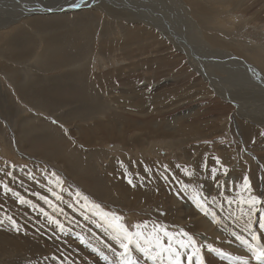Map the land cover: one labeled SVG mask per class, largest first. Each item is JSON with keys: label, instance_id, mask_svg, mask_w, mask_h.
I'll return each mask as SVG.
<instances>
[{"label": "rangeland", "instance_id": "rangeland-1", "mask_svg": "<svg viewBox=\"0 0 264 264\" xmlns=\"http://www.w3.org/2000/svg\"><path fill=\"white\" fill-rule=\"evenodd\" d=\"M105 1L115 5V0H102ZM203 1L215 4L219 10L199 14L195 5L193 12H197H192V25H188L190 33L182 23L187 21V15L178 4H169L170 8L162 5L159 9V0H147L164 15L165 10L173 12L168 16L177 20L179 44L191 50L193 65L184 49H178L176 42H170L154 27L156 12H145L148 16L143 15L142 19L147 18L138 26L136 21H126L129 33L125 35L116 20H105L100 13L93 18L97 29L85 33L91 39L65 23L62 35L66 39L57 41L61 53L49 56L41 62L45 63L39 65L41 68L34 66V59L45 42H50L42 31L61 28L50 22L52 19H39V26L29 20L26 23L31 26L20 24L16 35L28 31L26 39L30 40L8 42L14 46L0 53V181L56 216L68 231L60 232L47 223L38 209L20 204L17 197L0 189V218L11 215L24 226V230L16 232L7 221L0 225V264H120L112 250L120 251L114 233L106 225L97 226L102 222L91 210L92 203L123 217L130 229L145 221L149 229L152 224L166 225L170 231L184 229L200 244H212L257 264L232 235H247L246 217L239 205L228 201L237 196L235 185L242 182L244 175L251 181L253 194H264V123L241 115L238 104L217 95L195 65L225 76L219 83L225 97L244 90L239 78L246 70L237 67L227 72L230 59L223 52L244 57L253 64V70L256 71L255 64L261 68L263 75L264 0L233 4L231 0ZM138 8L144 6L122 7L134 14L139 12ZM25 10L40 15L53 12ZM114 16L123 21L121 15ZM192 27L198 29L202 39L196 40ZM188 36L194 42L209 44L211 49L200 46L203 50L198 52L202 54H196L189 47ZM34 39L40 43L32 42ZM208 42H221L224 47ZM18 52L21 54L14 56ZM249 75L244 77L250 78ZM228 80L233 81L229 84ZM59 81L64 86L62 92L53 89ZM36 91L38 99L32 97ZM247 91L249 99L259 95L264 98L262 88ZM246 100L239 102L255 107L251 100ZM67 114L73 116L64 120ZM181 125L187 131H177ZM31 139L48 142L47 148L42 149L38 143L31 150ZM46 151L50 152L45 154ZM214 158H219L220 163ZM185 167L193 175H185ZM212 167L220 169L216 180L211 177ZM223 168L228 169L226 176ZM8 172L12 176L6 175ZM52 173L62 185L54 183ZM181 182L191 186L188 191L182 190ZM217 182L224 187H218ZM48 188L63 199L56 200ZM193 188L207 198V214L196 207ZM77 191L81 197L76 196ZM33 193L47 195L64 213L53 212ZM83 196L88 197V207H83ZM78 234L91 246L81 244ZM203 252L206 264H238L209 253L206 248ZM134 256L139 264H158L139 251L134 250Z\"/></svg>", "mask_w": 264, "mask_h": 264}, {"label": "bare ground", "instance_id": "bare-ground-1", "mask_svg": "<svg viewBox=\"0 0 264 264\" xmlns=\"http://www.w3.org/2000/svg\"><path fill=\"white\" fill-rule=\"evenodd\" d=\"M33 1L34 2H28L26 0H0V43L3 44V49L0 51L1 54H3L7 49H9V48L14 46L12 44H9L8 42H26L27 40H30L29 39L30 37L28 39H26V35H27L28 31H26L27 33L24 32L25 34L19 33V31H18L19 34L16 35V32L18 30V27H20V24L23 23V25H24L28 20L30 22H33L35 25H37L38 24L37 21L39 19H52V20H50V22L55 23V24H59L58 26L61 28V29L59 28L60 30L57 31V30H51V28L48 29L50 27L49 26L47 28L48 30L42 31L45 34V36L48 37L50 42H45L46 45H44V48H43L42 52L40 54L36 55V57L34 59V63H35L34 66L36 68H41L42 65H45V63L42 64L41 62H44L45 59L47 60V58H49V56H51V55H59L57 53H61L60 47H59L57 41L58 40H63V42H64L65 39H66V37H64L62 35V33L64 32V31H62V28L64 27L65 23L69 24V27L73 31L80 29V31H83V33H84L83 34L84 38H89V37H86V34H87L86 32H88V30H91V29L94 30L95 25L93 24V18H95V16H98L99 13H100V15H104V17H106L105 20L106 19H109V20L110 19H114V20H116L119 23V26L122 27V29H123L121 33L125 35V34L129 33V28L125 27V24H124L126 21H127L126 22L127 24H131V23L133 24V22H131V21H136L137 22L136 26H138V24H140L139 22H142L143 20H145L147 18V17H145L143 19L141 18L143 15L148 16L145 12H147L149 15H151V13L156 12L157 14H156L155 18L157 20H156V23L154 24V27L157 28L158 30H160L161 32H163L162 34L167 36V38L170 39L169 40L170 42H172V43L176 42V46H177L178 49H180V50L184 49L183 51L186 52L187 55L189 54V57H190L189 64H192L191 62H195L194 61L195 59H193V60L191 59V58H193L191 50L189 48H187V47L184 48L183 46H181L179 44V40H180L181 36L180 37L178 36V29H176V26H175V20L176 19H174L171 16L170 17L168 16L169 14L173 15V12H171L169 10H165L166 13L164 15V14H162V11L160 12L156 8H154L155 4H154V7H153L152 6L153 3H148L147 0H115V2L111 1L112 3L115 4V5H112V6H110V4H108V2H106V1L102 2V0H78L77 3H79V7H72L70 9H68V7H69V5L71 3L68 2L67 0H59V2H57L58 0H33ZM242 1H246L247 2L248 0H231L230 2L233 4V2L234 3H238V2H242ZM182 2L184 3V6L182 5V7H181L182 3H181L180 0H159V3H157L156 6L159 9H162V7H161L162 5L163 6H165V5L168 6L169 4H171L172 6H175L174 5L175 3L178 4L179 6H177V7L180 8L179 10H182V12H184L187 15V21L186 22H182V23L185 24V26H187L188 29H190V33H192V31H191L190 26H188V25H192V21H191L192 17H191V15H192L193 9L194 10L197 9L199 11V14H201V13L203 14V13L207 12L208 10H212V11H215V12H217L219 10V9L215 8V4L214 5H210L208 1H203V0H182ZM87 5H89V7L87 9H85L84 7L87 6ZM138 5L144 6V8H138L137 10L139 12H137L136 14L132 13L131 11L130 12L129 11L125 12L126 9L125 10L122 9V7H126V6L133 9L135 6H138ZM195 5L198 8L195 9ZM172 6L169 5L168 8H170ZM151 7H153L152 11H151ZM25 8H28L30 11H33V12H35V11L39 12L40 10L41 11H45V10L56 11L57 10V11H60V12H52L51 14H44V15H40L38 13L31 14V13H28V10H25ZM195 12H197V11H194L193 14ZM28 14H30V15H28ZM52 14H54V15H52ZM61 14H63V15H61ZM114 15H117V16L121 15L122 17H120V18L123 21L119 20V18H118L119 16L116 17ZM53 16H56V17L53 18ZM155 18H153V19L155 20ZM203 18H204V16H203ZM60 20H61V22H60ZM128 20H131V21H128ZM214 20H215V22H219V19H216L215 17H214ZM42 21H44V20H42ZM36 22H37V24H36ZM28 24L31 26V23L28 22ZM91 24H93L94 26L91 25ZM105 24L110 26V22L109 21H106ZM148 24H149V22H147V25ZM39 25H41V24H38V26ZM38 26H36V27H38ZM46 26H44V27H46ZM27 29H29V27ZM42 29H44V28H42ZM95 29H97V28H95ZM192 30L194 32L193 35L196 36V37L194 36L196 38V40H198V38L202 39V36L197 33L198 29L196 27H192ZM32 31H34V30L32 29ZM181 35H182V37L184 36V34H181ZM33 37H34V34H33ZM41 38H43V37H41ZM187 38H188V40L190 39L189 36ZM82 39L83 38H81L80 40H82ZM89 39H91V38H89ZM76 40H77V38H76ZM189 41L191 43L189 44L190 46L189 45L188 46L192 47L194 52L197 51L196 54H202V53L198 52V50L201 49L200 46H202L206 50H209V48L211 49V46L209 44L205 43V42L200 43V42H196L195 41L196 43H198V45H197L194 41H192V39L189 40ZM203 41H204V38H203ZM32 42H34L36 44L40 43V42H37L35 39ZM208 43L213 44V45H222V46L224 44V43L222 44L221 42L220 43L219 42H208ZM194 44H196V48L195 49L193 47ZM201 50H203V49H201ZM228 53H230V54H228ZM19 54H21V52L16 53L14 56L19 55ZM223 54L226 56V58L231 60V62L229 60L228 63H227V65H228V71L227 72L232 71L233 69H236L237 67L239 69L244 68L246 70L244 75H249L252 72V75L251 74L249 75L250 78H246V76L244 77V75H243L242 78H239V80H240V84L239 85L244 87L243 88L244 90L240 91L238 89L240 92L235 93V92H237V91H235L234 94H232L233 96H231L232 98L228 97V96L225 97L223 95V93H221V91H220L221 88L219 86L220 85L219 83L223 79L225 80V76L224 75L223 76L215 75V74H213L214 70L212 71V70H210L209 68H207L205 66H201V64H200L201 67L199 65H195V69H197V71L199 73H201V75H203V77H205L207 79V82H209V86H211L212 89L216 90L217 95L219 94L220 97L223 100H230L234 104H238V107L241 109V112H242V113L240 112L241 115L245 114L246 116H248L252 120L254 119V120H257V121H260V122L264 123V98L261 95H259L255 99H249L248 98L249 91H247V89H253V88H256V87L264 89V74L263 75L261 74V72H260L261 68H259L255 64V66H256L255 67L256 71H255V70H253V68L250 67V65H253V64H251L250 61L248 62L247 60L243 59L244 57L243 58H239V56H238L236 58V57L233 56L234 54H232L231 52H226V53L223 52ZM235 56H237V55H235ZM204 57H205V55H204ZM224 61H227V59L224 60ZM38 63H40V64H38ZM233 63H236V66H234ZM202 64H204V63H202ZM39 65H41V66H39ZM256 72L259 75H257ZM226 78L228 79L229 77H226ZM230 81H233V80H228L227 83L230 84ZM248 82H251V85H249L250 84L249 83L248 84L249 86H248L247 85ZM58 83L59 84H56V85L53 86V89L58 91V92H62L64 86L62 84H60L62 82L59 81ZM78 83L79 82H77V84ZM227 83H225V84H227ZM71 84L73 86H76L73 83H71ZM19 87L21 88V86H19ZM222 87H224V86H222ZM28 88H30V86H28L27 89ZM19 90H22V89H19ZM35 93L36 94L32 95V97H34V99H38V98H35V97H38L37 91ZM252 97H253V95H252ZM243 98H245V99L247 98V100H251L252 102L249 101L250 104L252 103V105H255V107L251 106V105H249L247 103H244V102H239V100H241ZM49 103H51V102H49ZM246 107H248V109ZM68 116H73V115H68L67 114V116H65L64 120L69 119ZM248 121H250V120H248ZM66 123L69 124V122H66ZM182 126L183 125H181V127H178L176 130L177 131H183V132L187 131L188 128L185 127V126H183V127ZM44 140L45 141L47 140L46 136H44ZM30 141H32L33 146H37L39 142H42V141L37 140V139L35 141H34V139H31ZM42 145H43V143H40V147ZM31 146H32V144H31ZM40 147H38V148H40ZM29 148H30V146H29ZM33 149H31V150H33ZM47 152H45V153H47ZM186 207H188V206L186 205Z\"/></svg>", "mask_w": 264, "mask_h": 264}, {"label": "snow or ice", "instance_id": "snow-or-ice-1", "mask_svg": "<svg viewBox=\"0 0 264 264\" xmlns=\"http://www.w3.org/2000/svg\"><path fill=\"white\" fill-rule=\"evenodd\" d=\"M70 7H79V3H73ZM216 163L219 164V158H214ZM167 167V166H165ZM177 167H180L179 165ZM204 167H207L205 164ZM223 167V166H222ZM147 170V169H146ZM187 176L193 175V172L189 171L187 167L182 169ZM220 171L217 167L211 168V177L216 180L217 173ZM223 174L226 176L228 174V169L223 168ZM8 176H12L11 172L6 173ZM54 183L58 186L62 185V181L59 177L55 176ZM167 179V177H165ZM129 183L132 180L129 179ZM182 184V190L188 191L191 187L188 184ZM218 187H224V185L217 182ZM238 188L237 196L230 199L228 202L232 204L235 202L240 207V212L242 216L246 217L244 223V232L247 234L240 235L235 232L232 233L251 253V258L256 261L257 264H264V241H262V236H264V194L261 196L253 194V188L251 181L247 175H244L242 182L235 185ZM0 189L3 190L5 194L11 193L13 196L17 197L20 204H29L33 209H38L39 212L47 218V223L49 225H55L60 232L66 233L68 230L65 225L56 218V216L50 214L44 208L40 207L38 204L26 199L20 193L15 192L8 183L0 181ZM48 192L51 193L56 200H62L63 197L52 188H48ZM33 195L38 196L45 204L49 205L53 212L64 213V209L59 207L58 204L54 203L53 200L49 199L47 195H41L40 193H33ZM77 197H81L82 194L77 191ZM83 200L86 202L83 207H88V197L83 196ZM192 199L195 201L196 207L207 214L209 212V207L207 204V198L203 197L201 192L193 188ZM79 202V201H78ZM213 202H215V197H213ZM71 207V205H69ZM91 210L94 214L99 217L102 223L98 224V227L107 226L114 233V239L119 245L120 251H116L113 248L116 256L119 257L120 264H139V260L134 256V250L139 251L144 255V257L158 262V264H206L203 249H207L209 253H216L221 258H226L229 260H235L238 264H251L248 257L245 256H232L230 253H226L223 250L214 247L212 244H200L198 241L186 232L184 229H179L178 231H170L166 225L152 224L149 229L148 222L137 223L130 229L123 223V217L116 213H110L103 211L100 205L92 203ZM87 219V215L85 216ZM7 221L12 230L20 232L24 230V226L19 224L17 220L11 215L5 214L0 218V225H3ZM78 239L81 244L86 246H91L86 241L85 237L78 234ZM111 247V245H106ZM95 251V249H94ZM107 259V257H105Z\"/></svg>", "mask_w": 264, "mask_h": 264}, {"label": "crops", "instance_id": "crops-1", "mask_svg": "<svg viewBox=\"0 0 264 264\" xmlns=\"http://www.w3.org/2000/svg\"><path fill=\"white\" fill-rule=\"evenodd\" d=\"M41 141V140H40ZM32 143V142H31ZM39 143H44L43 145H42V149H46L47 148V143L48 142H39ZM30 146V149H33V145L31 146V145H29ZM47 152V151H46ZM48 152H50V151H48ZM46 154V153H45Z\"/></svg>", "mask_w": 264, "mask_h": 264}, {"label": "water", "instance_id": "water-1", "mask_svg": "<svg viewBox=\"0 0 264 264\" xmlns=\"http://www.w3.org/2000/svg\"><path fill=\"white\" fill-rule=\"evenodd\" d=\"M67 1L70 2L71 4H73V3H77L78 0H67ZM70 5H69L68 9L72 8V7H70ZM47 12H52V11H47ZM53 12H60V11L56 10V11H53Z\"/></svg>", "mask_w": 264, "mask_h": 264}]
</instances>
